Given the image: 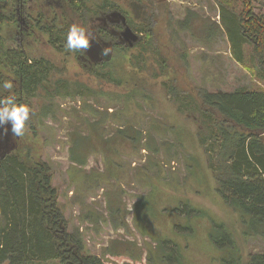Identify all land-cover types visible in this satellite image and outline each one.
<instances>
[{
    "label": "rangeland",
    "instance_id": "374dc122",
    "mask_svg": "<svg viewBox=\"0 0 264 264\" xmlns=\"http://www.w3.org/2000/svg\"><path fill=\"white\" fill-rule=\"evenodd\" d=\"M233 1L238 10V0ZM113 2L114 6L120 7L127 18L134 22V31L146 29V22L152 20V38L158 43L157 51L163 57H169L166 59L170 62L171 69L177 72L162 76V80L176 76L178 87L196 86L211 91H231L242 86L264 89V80L253 75L246 65H240L231 56L228 36L219 17V0H129L128 11L120 2ZM135 4L137 10L134 8ZM250 5L254 15L264 17V0H250ZM164 6H167L172 16V21L168 24L166 14L157 10ZM22 10L24 16L25 8ZM0 33L6 47L18 46L29 56L46 57L52 63L56 70L54 73L50 71L53 76L47 77V89L55 88L57 79L61 82L67 79L72 81V85L76 81L92 91L91 97L86 95L76 98L73 95L76 87L73 85L69 86L71 98L59 96L50 99L40 90L32 99L27 121L29 126L35 128V135L28 128L25 132L30 154L50 167L52 185L57 190V203L68 220L69 230L81 231L85 254L97 255L106 264H159L161 250L155 248V245L160 239L166 238L180 245L182 264H220V256L225 253V249L218 248L210 239L213 222L222 223L230 231L243 260L255 252H264V236H244L238 214L224 202L216 190V178L208 166L207 155L197 140L201 125L193 115H181L177 112L175 103L160 82L148 78L150 70L143 69L138 76L141 77L142 87L150 95L153 106L145 105L147 103L138 99L142 108L131 104L127 109L140 113V119L145 117L135 123L136 127L146 130L145 126L153 122L157 125L164 124L173 130L176 136L172 131L165 136L167 143H174L173 149L178 151V155L162 170L161 176L151 178L154 185L139 182L127 185L122 175L127 160L132 162V166L139 167L145 164L147 158L155 161L163 159L162 151L156 157L141 154L142 151L126 158L123 154L129 152L131 145L127 141L118 140L117 145L122 152L118 156L115 153L118 150L115 144L118 133L111 142L103 140L102 131H89L87 138L78 144L77 150L84 157L89 152L93 154L86 165L78 166L69 160L68 136L71 127L77 125L81 116L87 115L86 112L77 114L78 107L92 111L94 104L102 109L101 102L105 100L98 97V92L105 91L108 98L119 97L122 100L119 94L124 95L130 86L125 84L117 87L112 83L99 81L85 70L87 66L80 60L63 52L31 51L26 37L16 36L10 22L1 25ZM146 39V33H143L139 43L129 47L115 45L110 58L104 63L109 62V67L117 75L127 79L130 73H134V57L138 51H143L141 45ZM37 48H41V45ZM152 50L151 47L146 51ZM4 72L6 76V71ZM6 77L1 78L0 88H3L5 81H10L11 77ZM14 84L16 85L15 81ZM6 91L3 89V92ZM48 102L51 103V114L40 118L38 112L47 107ZM128 118L136 121L133 117ZM93 120L90 117V121ZM113 130H110L111 135ZM155 133L156 142L160 144L163 132ZM16 144L17 140L14 138L11 145ZM3 150L0 149V153ZM119 163L123 166L116 165ZM144 172L140 170L133 178L146 180ZM148 176L151 177L152 174L148 173ZM109 200L113 201L117 211L108 207ZM180 202L190 204L202 211V214L189 216L186 212L172 211ZM187 225L192 228L190 232L185 229ZM176 226L179 228H175ZM218 234L223 236L222 231ZM33 264L61 263L58 260H47Z\"/></svg>",
    "mask_w": 264,
    "mask_h": 264
},
{
    "label": "trees",
    "instance_id": "16d2710c",
    "mask_svg": "<svg viewBox=\"0 0 264 264\" xmlns=\"http://www.w3.org/2000/svg\"><path fill=\"white\" fill-rule=\"evenodd\" d=\"M13 1L0 0V8L6 11L0 18V31L2 23L13 18ZM219 4V17L228 36L231 56L240 65H246L253 75L264 80V17L253 14L250 0H238V10L233 0H219ZM72 7L83 16L91 11L88 0H79ZM157 10L166 14L167 24L172 21L167 6ZM128 21L132 27L134 22L131 19ZM152 24V20L147 21L146 29L141 28L147 39L141 45L143 51L135 55L134 73H130L127 79L117 75L109 67V62L87 71L99 81L117 87L126 84L130 89L124 95L119 94L122 100L119 97L108 98L105 91L98 92V97L105 100L101 102L102 109L94 104L92 111L78 107L77 114L86 112L87 115L81 116L77 125L69 130V160L78 166L86 165L93 152L84 157L78 152L77 146L87 138L89 131H102L103 140L111 142L118 133L115 142L117 148L118 140L127 141L131 145L129 152L123 154L126 158L142 151L141 154L156 157L162 151L163 159L155 161L147 158L145 164L139 167L132 166L128 160L127 166L116 164L124 167L122 175L127 185L133 182L154 185L151 178L161 176L162 170L176 158L178 151L173 149L174 143L166 141L165 134L172 131L175 135L173 130L153 122L145 126L146 130L136 127L135 123L145 117L140 119V113L127 109L131 104L142 108L138 99L147 103L145 105L153 106L138 76L143 69L150 70L148 78L160 82L175 103L177 112L193 115L201 125L202 128L197 132L198 144L207 155L208 166L216 178L217 192L240 218L242 234L248 237L264 236V89L242 86L231 91H211L196 86L178 87L176 76L162 80V76L177 72L171 69L167 56L163 57L157 51L158 43L152 38ZM151 47L152 51H146ZM51 69V64L47 66L42 58L29 56L18 46L6 47L0 35V87L1 78L11 77L9 80L13 88L10 92L18 103L26 104L31 109L32 99L40 90L50 99L59 96L71 98L69 86L73 85L76 87L73 91L76 98L92 96V91L79 82L72 85L67 81H56L55 88L47 89V77ZM10 92H3V88H0V99L10 95ZM50 104L48 102L47 107L39 110L40 118L51 114ZM90 117L94 120L90 121ZM26 128L35 135V128L27 122L25 132ZM155 131L163 132L160 144L156 142ZM16 140L17 144L8 152L0 153V264H33L47 260H58L61 264H106L99 256L84 253L81 231L69 230L68 220L57 203V190L52 185L53 176L48 164L30 154L25 133ZM115 153L119 156L122 152L118 148ZM140 170L145 171L143 175L146 180L133 178ZM148 173L152 176H148ZM112 202L108 201V207L117 211ZM172 211L186 212L189 216L202 214V211L185 202H180ZM185 229L189 232L192 230L190 225ZM211 229V241L218 248L225 249V253L220 256V264H264V252H255L243 260L234 237L222 223L213 222ZM219 231L223 232V236L218 234ZM155 248L161 250L159 264L183 263L178 243L162 238ZM149 261H152L151 258Z\"/></svg>",
    "mask_w": 264,
    "mask_h": 264
},
{
    "label": "flooded vegetation",
    "instance_id": "af4514ba",
    "mask_svg": "<svg viewBox=\"0 0 264 264\" xmlns=\"http://www.w3.org/2000/svg\"><path fill=\"white\" fill-rule=\"evenodd\" d=\"M88 1L91 4V11L83 16L76 13L72 7L79 0H14L12 7L13 18L9 22L14 27L16 36L24 35L26 37V43L30 46L31 51L63 52L68 54L67 56L80 60L87 66L85 70L90 71L96 66L104 64V61L106 62L107 58H110V53L108 56L100 55L103 48L110 47L111 51H114L115 45L117 47L119 44L130 46L129 35L125 34L127 26L137 35L133 44L141 41L143 32L141 30H139L140 32L134 31L129 24L126 13L123 10H119L116 5L114 6L113 0ZM117 1L128 11L129 0ZM22 8H25L24 16ZM134 8L137 10L136 4ZM5 12L4 9L0 8V18ZM73 24L81 25L94 34L95 38L90 40V47L86 55L70 52L65 47L67 32ZM38 45H41V48H37ZM21 49L26 52L23 48ZM36 58H42L47 63V66L52 64L49 63L50 61L46 57L36 56ZM55 70V67H52L51 72ZM51 72L49 76H53L54 72ZM66 81L70 84L72 83V81L65 79L64 82ZM4 129H7L6 133ZM14 138L18 137L12 135L10 124L0 128V149H4L2 153L8 152L14 147V145H11V141Z\"/></svg>",
    "mask_w": 264,
    "mask_h": 264
},
{
    "label": "clouds",
    "instance_id": "9594fccd",
    "mask_svg": "<svg viewBox=\"0 0 264 264\" xmlns=\"http://www.w3.org/2000/svg\"><path fill=\"white\" fill-rule=\"evenodd\" d=\"M94 34L85 27L73 24L66 35L65 47L70 52H78L86 55L90 47V40H93ZM111 53L110 47H105L100 52L101 56H108ZM3 89L9 92L13 88L11 81H5L2 84ZM30 117V108L28 105L18 103L14 95H8L0 99V128L5 125H11V133L14 137H22L25 133L26 122ZM5 133L7 129H4Z\"/></svg>",
    "mask_w": 264,
    "mask_h": 264
},
{
    "label": "water",
    "instance_id": "95a60500",
    "mask_svg": "<svg viewBox=\"0 0 264 264\" xmlns=\"http://www.w3.org/2000/svg\"><path fill=\"white\" fill-rule=\"evenodd\" d=\"M125 34L126 35H129V38H130V46H132L133 43L136 41L137 35L128 26L125 29Z\"/></svg>",
    "mask_w": 264,
    "mask_h": 264
}]
</instances>
